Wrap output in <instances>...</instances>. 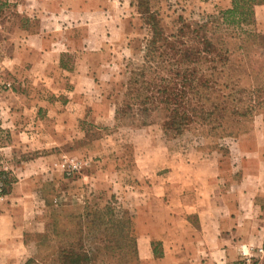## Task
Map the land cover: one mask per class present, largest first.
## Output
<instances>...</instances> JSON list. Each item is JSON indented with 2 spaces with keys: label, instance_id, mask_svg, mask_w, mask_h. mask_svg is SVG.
Instances as JSON below:
<instances>
[{
  "label": "rangeland",
  "instance_id": "obj_1",
  "mask_svg": "<svg viewBox=\"0 0 264 264\" xmlns=\"http://www.w3.org/2000/svg\"><path fill=\"white\" fill-rule=\"evenodd\" d=\"M141 2L168 33L182 18L204 21L229 7L211 0H92L91 12L76 13L75 28L60 32L44 27L48 36L38 35L43 29L36 23L39 17L24 11V0H0V180L6 195L0 199V211L13 202L10 195L20 182L24 197L19 205L24 213L37 215L26 236L30 251L23 264L30 258L47 262L39 247L58 248L55 220L67 215L81 216L72 229V242L99 247L92 264H114L105 248L113 243L110 234L118 240L117 251H124L122 263L137 264L136 216L173 214L170 207H177L178 198L167 184L174 166L201 155L206 162L219 159L223 167L236 163L259 170L262 165L264 112L258 114V124L237 139L204 138L194 132L174 136L163 130L157 116L146 124L140 117L115 119V94L123 90L128 63L142 62L151 35V21L142 13L144 7H138ZM15 4L21 6L11 8ZM58 37L60 42L52 41ZM74 69L73 75L65 71ZM70 85L76 89L69 92ZM67 96L70 102L62 107L59 102ZM10 144L15 151L6 149ZM40 154L47 157L23 164ZM88 214H105L106 221L111 215L130 218L129 234L120 236L104 223L90 225Z\"/></svg>",
  "mask_w": 264,
  "mask_h": 264
},
{
  "label": "trees",
  "instance_id": "obj_2",
  "mask_svg": "<svg viewBox=\"0 0 264 264\" xmlns=\"http://www.w3.org/2000/svg\"><path fill=\"white\" fill-rule=\"evenodd\" d=\"M263 3L264 0H232L229 7L220 8L204 21L182 18L180 26L170 33L145 2L138 3L151 21V35L146 39L142 62L128 63L123 90L115 94V119L140 117L146 124L157 116L163 130L174 136L194 132L204 138L237 139L248 133L255 117L264 112V35L256 20V6ZM104 216L88 214L90 225L104 223L120 236L129 234L130 218L111 215L106 221ZM78 218L81 216L67 215L55 220L61 241L58 248L49 251L39 247L47 262L30 258L26 264L97 261L99 247L72 242ZM109 241L112 245L105 248L115 264L124 251H117L120 246L112 234ZM133 241L138 261L137 237Z\"/></svg>",
  "mask_w": 264,
  "mask_h": 264
},
{
  "label": "crops",
  "instance_id": "obj_3",
  "mask_svg": "<svg viewBox=\"0 0 264 264\" xmlns=\"http://www.w3.org/2000/svg\"><path fill=\"white\" fill-rule=\"evenodd\" d=\"M231 1L211 0L213 5L225 6H230ZM91 2L24 0L22 7L29 15L39 17L36 23L43 29L38 35L49 36L44 27L60 32L75 28L78 25L76 13L91 12ZM11 6L16 9L19 5ZM256 20L259 31L264 33V3L256 6ZM52 41L61 40L58 37ZM62 53H59L58 61ZM75 70L65 71L73 75ZM68 87L69 92L76 89L74 85ZM69 102L67 96L59 103L67 107ZM38 109L36 106V120L39 118ZM259 116L255 117L254 125L258 124ZM2 122L4 118L0 116L1 125ZM6 149L15 151L16 148L10 144ZM46 157L40 154L22 162L31 164ZM186 159L183 166H174L169 177L171 184H167L176 191L175 197L178 198L177 207H170L173 214L136 216L137 264H243V252L257 254L258 247H264V158L259 170L236 163L223 167L219 159L218 162L213 159L206 162L202 155L196 161ZM20 184H15L16 189L14 187L15 191L10 195L13 202L0 211V261H5L8 255L12 257L4 262L6 264L25 262L30 251L26 236L33 227L32 220L37 218L36 214L24 213L19 205L24 197ZM262 262L264 264V255Z\"/></svg>",
  "mask_w": 264,
  "mask_h": 264
},
{
  "label": "built area",
  "instance_id": "obj_4",
  "mask_svg": "<svg viewBox=\"0 0 264 264\" xmlns=\"http://www.w3.org/2000/svg\"><path fill=\"white\" fill-rule=\"evenodd\" d=\"M2 28V24L0 22V29ZM2 76L0 74V88L3 85ZM6 195L4 194V183L2 180H0V199H4ZM257 254H247L243 252L244 259L243 264H263L262 262V256L264 255V247L260 246L258 247Z\"/></svg>",
  "mask_w": 264,
  "mask_h": 264
}]
</instances>
